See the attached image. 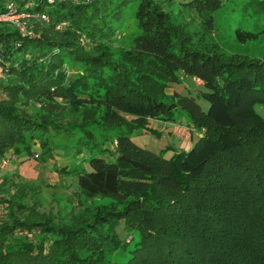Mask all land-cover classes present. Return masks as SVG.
<instances>
[{"label":"trees","instance_id":"obj_1","mask_svg":"<svg viewBox=\"0 0 264 264\" xmlns=\"http://www.w3.org/2000/svg\"><path fill=\"white\" fill-rule=\"evenodd\" d=\"M128 1L0 0V14L12 2L47 15L27 19L29 34L0 20V161L88 153L61 167L75 204H48L40 183L0 173V264H110L117 250L125 264H264V52L211 39L221 0L181 2L202 16L199 30L162 0H136V31L122 21ZM183 76L199 79L194 95L167 91ZM175 112L201 131L186 151L132 140L158 136L150 120ZM98 195L111 199L88 203Z\"/></svg>","mask_w":264,"mask_h":264},{"label":"rangeland","instance_id":"obj_2","mask_svg":"<svg viewBox=\"0 0 264 264\" xmlns=\"http://www.w3.org/2000/svg\"><path fill=\"white\" fill-rule=\"evenodd\" d=\"M183 1L187 0H162V3L163 7L171 11L177 19L185 21L186 26L190 30L201 29L202 16H199L194 10H189L186 5L181 3ZM135 4L136 0L128 1L123 8L121 17L123 23L136 31L137 26L133 16ZM259 7L260 2H257V0H221L219 7L212 11L213 25L210 31L211 39L227 52H238L255 57L261 56L264 52V11L259 9ZM236 28L250 30L255 33V36L241 40L235 34ZM200 84V82L191 77L183 76L178 83L170 85L167 91L176 89L182 93L193 94L195 90L201 88ZM196 101L201 104L203 109L206 108L207 102L204 99L196 98ZM261 113L264 116L262 110ZM175 114L180 115L175 117V120L172 122H164L158 119L150 120L149 124L158 131V136L142 132L136 135L133 134L131 136L132 140L154 151L166 147L167 150H165L164 156H169L174 151H186L200 135L201 131L191 125L186 113L175 112ZM87 154L84 152L73 155L71 151L56 150L44 162L37 161L32 157H26L25 155L15 157L9 154L5 157L6 162L0 169V173L16 170L22 180L40 183L43 186V197L46 200H50L51 198L48 204L54 203L53 198L56 196L59 198V203L68 204L70 202L71 204H75V199L73 198L76 186L75 179L74 177L62 175L60 173L61 167L80 162L82 157L87 156ZM97 154L99 155V153ZM114 155L102 154L108 160H113ZM69 197L71 198L69 199ZM110 199L111 197L108 195H98L90 198L88 203H107ZM41 208L46 209L47 207L43 206ZM116 230L122 238L128 235L120 224L116 226ZM129 233L132 235V239L129 243L125 244L127 249L138 239L135 229H130ZM127 255V250H117L110 256L112 260L110 264H125Z\"/></svg>","mask_w":264,"mask_h":264},{"label":"built area","instance_id":"obj_3","mask_svg":"<svg viewBox=\"0 0 264 264\" xmlns=\"http://www.w3.org/2000/svg\"><path fill=\"white\" fill-rule=\"evenodd\" d=\"M48 2H51L52 0H47ZM29 5V3L25 4L24 7L26 8ZM36 17L41 20H46L47 15L45 12L40 13H32L27 10H18L12 2H8V10L0 14V20H5L12 24L17 31H19L21 34H29L30 30L27 28V19L30 17ZM64 22H61L57 24L55 27L60 28ZM1 60H0V77L3 75ZM196 81L200 82L198 78L192 77ZM6 162L5 157L1 159L0 161V169L3 167V164Z\"/></svg>","mask_w":264,"mask_h":264},{"label":"crops","instance_id":"obj_4","mask_svg":"<svg viewBox=\"0 0 264 264\" xmlns=\"http://www.w3.org/2000/svg\"><path fill=\"white\" fill-rule=\"evenodd\" d=\"M35 147H36V146H35ZM35 147H34V149H36Z\"/></svg>","mask_w":264,"mask_h":264}]
</instances>
